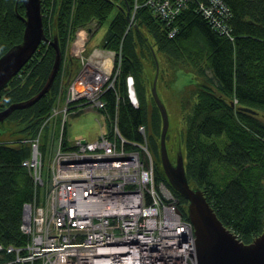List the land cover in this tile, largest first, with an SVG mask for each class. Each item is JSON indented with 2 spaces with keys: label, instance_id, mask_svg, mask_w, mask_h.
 Segmentation results:
<instances>
[{
  "label": "trees",
  "instance_id": "1",
  "mask_svg": "<svg viewBox=\"0 0 264 264\" xmlns=\"http://www.w3.org/2000/svg\"><path fill=\"white\" fill-rule=\"evenodd\" d=\"M146 1L42 0L43 28L49 38H58L62 63L47 94L0 121V243L4 249H22L29 241L20 229L23 207L35 196L39 200L41 189L24 160L38 136L44 164L49 146L55 152L58 134L49 120L67 82L62 75L64 60L73 77L80 64L70 57L69 47L77 29L93 21L100 26L108 20L106 34L97 45L116 50L120 61L115 87L103 94L109 123L118 114L121 132L130 140H141L137 128L145 126L155 180L171 188L182 214L188 217V200L172 186L160 159L163 119L151 90L154 52L160 63L157 86L165 87L174 103L166 105L169 156L174 161L175 151H182L191 186L202 188L219 218L243 241L251 242L264 230V0H227L235 41L214 31L194 1L171 24ZM128 6L132 21L126 14ZM23 15L22 0H0V56L22 40ZM173 28L177 31L170 36ZM54 57V47L41 42L24 68L0 90V110L24 100L20 96L25 91L27 98L38 92ZM129 75L135 80L139 107L129 98ZM159 95H163L160 90ZM60 143L68 145L66 133Z\"/></svg>",
  "mask_w": 264,
  "mask_h": 264
},
{
  "label": "built area",
  "instance_id": "2",
  "mask_svg": "<svg viewBox=\"0 0 264 264\" xmlns=\"http://www.w3.org/2000/svg\"><path fill=\"white\" fill-rule=\"evenodd\" d=\"M191 1L209 20L214 31L235 36L231 25L233 15L227 0H147L153 11L168 24L173 23L181 10ZM177 28L169 33L173 36ZM87 31H77L70 48L72 56L82 62L83 67L76 81L79 89L70 86L72 97L67 99L64 111L68 114L69 104L106 108L100 84L89 80L95 72L111 81V76L120 72V61L106 69L95 68L101 48L87 54V47L77 48L80 38L86 40ZM133 75L127 76L131 103L138 107L139 99ZM112 85L110 88H114ZM109 88V89H110ZM77 89V90H76ZM92 90L93 101L87 102L88 91ZM57 109V108H55ZM113 117V116H112ZM110 117L107 132L96 140H76L72 147L61 145L44 175L43 155L39 150V136L32 140L31 158L24 160L29 166L34 182L45 189L41 198L24 204L21 228L29 236L26 246L4 249L0 243V264H151L149 247L155 244L152 254L164 245L172 244L179 251L194 259L196 235L194 225L182 214L178 197L166 182L156 181L153 154L144 134L140 141L130 140L123 135L118 123V114ZM135 200V201H134ZM132 201L136 205H132ZM172 233L169 240H159V234ZM177 233V234H176ZM154 238L152 243H146ZM6 253L13 255L8 259ZM170 256L177 255L171 252ZM160 256V254H159ZM160 264H168L163 258Z\"/></svg>",
  "mask_w": 264,
  "mask_h": 264
},
{
  "label": "water",
  "instance_id": "3",
  "mask_svg": "<svg viewBox=\"0 0 264 264\" xmlns=\"http://www.w3.org/2000/svg\"><path fill=\"white\" fill-rule=\"evenodd\" d=\"M26 11L22 16L25 23L23 38L20 42L11 46L0 56V90L10 82L24 65L29 61L36 49L43 41H49L55 49V57L45 83L38 92L27 99L15 101L0 110V121H4L15 109L29 107L40 100L53 86L57 73L62 63V51L58 38L50 39L43 22L41 0H23ZM127 10V17L132 21ZM156 59V71L152 81V92L158 104L163 119L161 131V162L163 169L172 186L188 200V217L194 225L196 235V253L199 264H264V230L254 237L251 242L243 241L238 234L227 227L219 218L212 205L206 199L202 188L191 186L181 151H178L176 163L169 157L166 137L170 125L169 114L157 91L159 75V62ZM71 89V88H70ZM68 92V98L72 97V90ZM243 110L256 112L248 106H241ZM86 139H83L85 141Z\"/></svg>",
  "mask_w": 264,
  "mask_h": 264
},
{
  "label": "rangeland",
  "instance_id": "4",
  "mask_svg": "<svg viewBox=\"0 0 264 264\" xmlns=\"http://www.w3.org/2000/svg\"><path fill=\"white\" fill-rule=\"evenodd\" d=\"M107 24H109L108 20L104 24H102L100 26H99V23L97 21H93L90 24L93 27V29H92V32L88 36V37H90L89 46L88 47H90V48L95 47V48L92 49V51L90 53H92L96 48H98L96 46L101 41V39L104 37V35L106 34V31H107V28H108ZM70 47H72V46H70ZM70 47H69L68 53H69L70 57L74 58L75 60H77L79 62L80 68H78V69H79V71H81V69L83 67V64H82V62L80 63V61L77 58H75V56H72V54L70 52V50H71ZM87 50H89V48H87ZM155 55H156V52H155ZM156 57H157V55H156ZM157 60L159 62L158 57H157ZM158 65L160 66V63ZM66 68H67L66 60H64L62 75L64 77V80L68 81L67 79H69L71 77V74H70L69 71H67ZM159 71H160V68H159ZM47 77H48V75H47ZM73 77L75 78V81H76L77 75H76V77H75V75ZM158 79H159V75H158ZM158 83L159 82L157 80V85H158ZM64 88L67 89L68 88V84L64 85ZM151 90H152V88H151ZM159 90L163 94L162 97H160V98H162V101H163V98H164L163 103L165 105L170 106V105L174 104L173 100H171L169 98L168 92H166L165 87H163L162 85L161 86L159 85V87L157 86L158 94H159ZM28 94H29V92L25 91V92H23L21 94L20 97L25 99V98H27ZM152 94H153V92H152ZM152 96H154V95H152ZM61 98L62 99L65 98V92L61 93V96L58 97V99H57V101H58L57 109H58L59 112L53 114V117H51L53 122L50 124L51 130L56 131L55 133L58 134V136H57L58 143L60 142V135H59L60 133H59V131H61V125H62L63 122H66V127H67L66 139H67L69 144H73L76 140L82 139V138H85L86 140H89V141L96 140L99 137H101L102 132H107L108 131L109 120H108V116H107V113H106L105 109L99 108L98 106H91V105L90 106H85V107H80L79 106V107H76L75 109L74 108L70 109L69 110L70 112L68 114H66L65 111H64L66 103L63 102ZM155 102H156V100H155ZM235 102H237L236 99H235ZM156 104H157V102H156ZM139 105H140V101H139ZM139 105H138V107H139ZM113 117H115V116H113ZM169 119H170V117H169ZM55 121L59 122V124L55 125ZM177 121H178V118H177ZM175 125H176V123H175ZM140 134H141L142 139H143L144 138V134L141 133V132H140ZM145 135H146V138H147L148 135H147L146 128H145ZM137 141H140V140H137ZM166 143H167V138H166ZM50 144H52V143L50 142ZM31 153H32V148H31ZM53 153H54V151L51 149V146H49V148L47 150V153L45 155V160H44L45 164H43L44 165V173H45L44 175H48L49 165H50L49 163H50L51 158L54 155ZM182 155H183V153H182ZM177 157H178V151L176 150L175 151V156H174L175 159H174V161L171 159V161L173 163H176V161L178 159ZM29 158H31V155H30ZM4 253H5V251L4 252L0 251V256L3 255ZM10 256H11V254L6 253L5 260H8L10 258Z\"/></svg>",
  "mask_w": 264,
  "mask_h": 264
},
{
  "label": "bare ground",
  "instance_id": "5",
  "mask_svg": "<svg viewBox=\"0 0 264 264\" xmlns=\"http://www.w3.org/2000/svg\"><path fill=\"white\" fill-rule=\"evenodd\" d=\"M127 10H128V7H127ZM129 10H130V8H129ZM199 11V10H198ZM129 14H130V11H129ZM131 15V14H130ZM131 17L132 18H134V14L133 15H131ZM205 17V16H204ZM206 18V17H205ZM207 19V18H206ZM133 20V19H132ZM208 20V19H207ZM209 21V20H208ZM92 23V22H91ZM90 23V24H91ZM210 23V22H209ZM90 24H88V25H85V26H82V27H80V28H78L77 29V31L79 30V29H81V28H84V29H86V31H87V35L85 36L86 37V40L85 39H83V38H80L78 41H77V43H76V47L77 48H82V47H87V48H89V50H87V54H91L90 52L92 51V49L93 48H95V47H93V48H90V47H88L89 46V39H90V37H88L89 36V34L92 32V29H93V27L90 25ZM211 27H212V25H211ZM77 31H76V33H77ZM76 35V34H75ZM236 38V36H234L233 38H232V41H235L234 39ZM96 47H98V48H101V50L99 51V54H98V56H96L97 58H98V60H97V62H93V63H91L92 65H94L95 66V68H98V69H100V70H104V69H106V71H105V73L103 74V76H105L108 72H109V68L107 69V67L108 66H110L111 64H113V63H115V62H117V60L116 59H114L113 57H114V53H116L117 51L116 50H114V49H111V48H103V47H99V45H97ZM97 49V48H96ZM70 52L73 54V48H71V50H70ZM116 55H117V53H116ZM80 63H81V61H80ZM79 70L77 71V73L75 74V77H76V75L78 76V74H79ZM99 73L100 72H95L94 73V75L92 76V78L89 80V85L90 86H92L93 85V82H96L97 84H100V85H102L101 86V88H102V90L104 89V88H110L112 85H114V83L116 82V80H117V78H118V75H115V76H111V81H107L106 79H104V78H101L100 76H99ZM72 78V79H71ZM68 81L67 82H65L64 83V85H66V84H68V88L67 89H65V88H63V90H62V93H64L65 92V98L64 99H62V101L63 102H65V103H67V99H70V98H68V92H69V90L68 89H70V86L75 82V78L74 77H70L69 79H67ZM79 86L80 87H82L83 86V84L82 83H79V81H76L75 83H74V87L75 88H77V89H79ZM76 89V90H77ZM88 95H89V98H88V100H87V102H91V101H93V97H94V94H93V92H92V90H90V91H88V93H87ZM103 99V98H102ZM103 100H105V99H103ZM87 106H89V105H87ZM69 109H72V108H76V107H78V106H74V104L73 103H70L69 104ZM85 107V106H84ZM52 114H54V113H58L59 111H58V109H53L52 111ZM49 122H50V124L53 122V120L52 119H50L49 120ZM66 131H67V127H66V122H63L62 123V125H61V131H59V135H60V142L65 138V133H66ZM83 139H85V138H82V140ZM67 140V139H66ZM58 143L57 144V147H56V149H55V152L54 153H56V151L58 150V148L61 146V145H63L62 143ZM68 142V141H67ZM72 145L73 144H69L68 143V145L66 146V147H72ZM53 153V154H54ZM55 155V154H54ZM54 155H53V157H54ZM53 157L51 158V160H50V163H51V161L53 160ZM49 163V164H50ZM35 186H37V188H40L41 189V195H42V191H44L45 189L43 188V187H41V186H39V185H35ZM135 201V200H134ZM134 201H132V205L133 206H135L136 205V202H134ZM177 234V233H176ZM170 235H172V233H166L165 231L163 232V233H160L159 234V240H161V241H167V240H169V238H167V237H170ZM154 241V238H152L150 241L148 240V241H146V243H152ZM154 247H155V244L153 245H151L150 247H149V253L148 254H150V257H152V263L151 264H160L161 263V261H163V258H165L166 260H167V262H168V264H199V258H198V255H197V253L195 254V255H193V257H194V259L193 260H191V258H190V256H187V255H185L184 254V251H183V248L181 247V249H180V251H179V249L178 248H175L172 244H169L168 243V245H164L163 247H161L159 250H158V254H156V255H154V254H152L153 253V251H154ZM169 252H171V255L173 254V253H178L177 255H175V256H170L168 253ZM159 254H160V256H159Z\"/></svg>",
  "mask_w": 264,
  "mask_h": 264
},
{
  "label": "flooded vegetation",
  "instance_id": "6",
  "mask_svg": "<svg viewBox=\"0 0 264 264\" xmlns=\"http://www.w3.org/2000/svg\"><path fill=\"white\" fill-rule=\"evenodd\" d=\"M41 1H42V0H41ZM22 2H23V0H22ZM23 3H24V2H23ZM25 11H26V7H25ZM50 39H51V38H50ZM47 42H49V41H47ZM49 43H50V42H49ZM50 44H51V43H50ZM234 104L237 105L236 102H235ZM248 107H249V106H248ZM243 111L246 112V111H248V110H243ZM249 112H251V113H256V112H252V111H249ZM263 120H264V114H263Z\"/></svg>",
  "mask_w": 264,
  "mask_h": 264
}]
</instances>
